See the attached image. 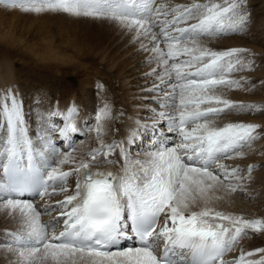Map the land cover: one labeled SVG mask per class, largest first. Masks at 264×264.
<instances>
[{
	"label": "snow or ice",
	"instance_id": "obj_1",
	"mask_svg": "<svg viewBox=\"0 0 264 264\" xmlns=\"http://www.w3.org/2000/svg\"><path fill=\"white\" fill-rule=\"evenodd\" d=\"M247 3L0 0V5L23 13L107 20L126 30L142 51L151 53L148 62L157 64L159 71L154 68L149 75L167 85V90L159 84L152 89L163 95L160 107L171 109L155 113L152 127L179 137L174 146L135 159L121 143L105 144L103 136L113 119L105 102L95 114V125L87 126L96 134L98 147L87 153L89 159L77 161L71 142L81 132L76 105L42 118L45 124L34 142L23 101L11 89L0 93V212L19 224L16 231L6 232L7 251L15 256V264H264V255L252 259L264 254V248L224 259L249 230L264 232V218L246 219L209 206L223 199L217 195L221 191L230 195L245 190L255 168L249 165L242 173L220 161L243 157V149L264 136V127L256 123H215L232 112L264 111L262 105L217 93L218 88H255L246 87L250 84L246 78H231L233 72L253 70V62L241 55L249 50H214L200 43L243 32L251 15ZM136 135L127 143L134 144ZM57 137L69 151L62 152L54 143ZM117 148L123 160L119 172L91 171L100 164L119 163L109 159ZM70 163L75 167L62 170ZM73 174L78 178L68 195L66 185ZM62 194L64 199L55 204L38 207L34 201L37 196L43 200ZM52 212L58 213L55 220L42 222L41 216ZM125 240H135L136 245L120 247Z\"/></svg>",
	"mask_w": 264,
	"mask_h": 264
},
{
	"label": "rangeland",
	"instance_id": "obj_2",
	"mask_svg": "<svg viewBox=\"0 0 264 264\" xmlns=\"http://www.w3.org/2000/svg\"><path fill=\"white\" fill-rule=\"evenodd\" d=\"M166 2L170 5L187 4L191 0H170ZM247 10L251 15L243 32L234 36L221 37H230L231 39L227 42L221 40V38L204 40L207 41L206 46L214 47V50L230 49L235 47L234 44L239 46H236V48L249 50L241 55L246 60L253 62V70L233 72L231 78H246L250 82L246 87L254 84L255 88L251 91L242 90L243 95L248 96L250 99L242 100L233 97H228V99L264 106V83H261L264 82V0H248ZM91 25L97 31L94 29L90 31L87 28ZM80 34L83 36L102 34L104 44L96 49L88 45H76L73 48L75 52L71 49H65L63 45L61 47L58 45L61 37L74 38L79 37ZM51 38V49L54 51V55L57 54L62 58L70 56L72 59L75 55V62L79 65L69 64L68 61L63 62L62 60H49L47 62L43 58L41 59V54H44V50L48 49H45L47 43L45 40ZM15 39L18 41L13 43ZM212 40L220 41L215 42ZM77 48L92 49L96 51V54L94 56L88 55L90 58L88 56L83 59L77 58L76 53H82ZM150 55V52L141 50L140 43L133 42L131 34L114 22L55 14L36 15L0 5V65L5 67V63L10 64L13 72H10L12 78H9L11 80H8L6 85L10 86L8 88L13 89L12 91L23 101L25 118L35 141L37 140V133L41 132L45 124V120L42 118L47 117L48 113L56 109L63 112L72 105L79 108L76 123L80 124H77V126L82 131L75 135L71 141L76 149L72 155L77 161L89 159L87 153L98 147L96 134L89 132L87 126L95 125V114L105 102L111 106L113 114V119L107 125V127L109 126L107 133L103 136L105 144H110L113 141L121 143L123 147L129 149L133 158L143 160L146 158L147 153L160 147L170 148L179 142V137L168 133L167 129H159V132L163 130L161 135L156 133V129L152 127L153 121L157 119L155 113L171 111V109H162L159 103L163 99L162 93L152 91L153 87L158 84L161 88L167 90V85L160 84L155 75H149L154 68L159 71L156 63L148 62ZM234 73L235 76H233ZM4 85L0 84V93L4 92ZM98 85H103V88H99ZM227 115L238 116L243 122V119L246 118L245 121H248L246 123H256L264 127V111L256 113L232 112ZM224 116L222 115L220 118ZM53 119L59 121V118ZM240 120H232L231 122H241ZM225 123L227 122H223V124ZM110 133L111 135H109ZM133 133H138L135 136V143L128 144L127 141ZM165 136L171 138L165 139ZM57 138L54 143L57 141L56 144L60 145L61 141ZM121 140L126 143L124 144ZM260 142L264 143V136L258 139L254 145ZM261 148L264 149V144L259 148L256 147L254 151L258 150L257 152H259ZM250 149L244 148L243 151H249ZM64 151H69V149L62 152ZM118 153L119 148L109 159L117 160L119 163L115 165L100 164L92 169L97 170L99 168L101 170L104 167H110L113 171L119 172L123 160ZM253 154L257 153L250 152V155ZM235 158L240 159L241 157L235 156L232 159ZM232 159H222L220 163L225 164L228 168L238 167L242 170V173H246L249 165L255 166L253 171H256L252 172L251 180L245 182V190L232 193L238 196V201L240 199L244 203L239 201L238 207L234 206L235 208L228 206L231 204V198L228 196L224 199L213 200L209 206L227 214L235 213V215L243 216L246 219L264 218V160H257L253 164L249 162L250 164L246 165L247 162L245 161L234 163L231 161ZM74 167L75 165L70 163L63 165L62 170L69 171ZM256 172L258 174H255ZM77 178L76 174L69 177L66 185L69 192L74 189ZM222 194H224L223 191L217 193V195ZM53 197H62L61 200H63L64 194ZM37 202L38 200L35 201V203ZM218 203L221 205L220 207ZM38 204L40 205L41 202ZM223 206H227L229 209ZM46 219H48L47 214L41 216L42 222ZM18 227L17 220L0 212V264H15V256L7 251L6 239L9 236L6 235V232L16 231ZM257 248H264V232L252 233L249 230V235L240 240V244L236 245L233 253L225 260L228 258H231L228 260H235L242 250L248 252ZM261 255L264 254H257L252 259L258 260Z\"/></svg>",
	"mask_w": 264,
	"mask_h": 264
},
{
	"label": "bare ground",
	"instance_id": "obj_3",
	"mask_svg": "<svg viewBox=\"0 0 264 264\" xmlns=\"http://www.w3.org/2000/svg\"><path fill=\"white\" fill-rule=\"evenodd\" d=\"M38 18H40V17H38ZM39 21V20H38ZM42 21V20H41ZM40 21V22H41ZM77 22V21H76ZM80 25V24H79ZM78 25V26H79ZM115 27V26H114ZM117 27V26H116ZM79 28V27H78ZM87 28H89V30L91 31L92 29H94L95 31H97V29L96 28H94L93 27V25H91V26H88ZM85 29H86V27H85ZM61 30V29H60ZM12 35V34H11ZM232 37V36H231ZM231 38L230 37H225V38H221V40H224L225 42H227V41H229ZM13 40V39H12ZM16 41H18L17 39H15V42H13V43H16ZM47 43H46V46H45V49L46 48H48V49H46V50H44V54H41V56L40 55H38V56H40V58L42 59H44V60H46L47 62H49V60H56V61H68V63L69 64H77L76 62H75V55L73 56L74 57V59H72V58H70V56H67V58H62V57H59V56H57V54L56 55H54V51H52V38L51 39H48V40H45ZM212 41H215V42H218V41H220V40H212ZM21 42V41H20ZM54 42V41H53ZM83 42V43H82ZM206 40H202V41H200V43H202V44H204V45H206ZM44 43V42H43ZM58 44V43H57ZM88 45V46H91V47H93L94 49H96V48H100V47H102V45L104 44V42H103V39H102V34L100 35V34H93V35H89V36H83L82 34H80V36L78 37V36H76V37H74V38H70L69 36H67V37H61V39H60V43L58 44L60 47H61V45H63L64 47H65V49H71V50H73L74 52H75V50L73 49V48H75L76 47V45ZM55 46V45H54ZM53 46V47H54ZM85 46H83V47H85ZM209 46H211V45H209ZM234 46L236 47V46H238V45H236V44H234ZM239 47V46H238ZM211 48V47H210ZM213 49H214V47H212ZM54 49V48H53ZM59 49V48H58ZM79 51H81L82 53L81 54H79L78 52L76 53V55L78 56L77 58H84V57H87L88 55H90V56H94L95 54H96V51H94V50H88V49H80V48H77ZM60 51V50H59ZM91 51V52H90ZM33 53V52H32ZM89 57V56H88ZM70 58V59H69ZM90 58V57H89ZM9 60V59H8ZM7 60V61H8ZM96 60V59H95ZM94 61V60H93ZM45 62V61H44ZM2 63V62H1ZM61 63V62H60ZM3 64V63H2ZM77 65H79V64H77ZM13 67V66H12ZM72 67H73V65H72ZM118 68V67H117ZM10 69V70H9ZM10 72H12V69L10 68V64L9 65H7L6 63H5V67H3L2 65H0V84H2V86H3V84H5L4 85V92H6L7 90H9L10 88H8V87H10V86H8V85H6L7 84V81L8 80H11V79H9L10 77H11V74L13 73H11L10 74ZM8 78V79H7ZM12 78V77H11ZM11 82V81H10ZM9 82V83H10ZM3 88V87H2ZM13 90V89H12ZM1 92V91H0ZM217 93L218 94H221V95H223V96H225L226 98H228V97H233V98H236V99H244V100H247L249 97L248 96H244L243 95V91L242 90H229V89H226V88H224V89H218L217 90ZM251 94H252V92H251ZM238 95H241V96H238ZM250 99V98H249ZM133 107V106H132ZM226 116V117H225ZM224 117H218L217 119H216V121H215V123L217 124V126H221V125H223V122H231L232 120H235V121H237V120H240V118L238 117V116H229V115H225ZM237 117V118H236ZM246 119V118H245ZM245 119H243L244 120V122L246 123V122H248V121H245ZM247 120V119H246ZM241 122H243L242 120H240ZM109 123V122H108ZM250 123V122H249ZM109 127V126H108ZM108 127H107V129H108ZM109 129H111V128H109ZM109 132V131H108ZM109 135H111V133L109 134ZM107 136V135H106ZM109 137V136H108ZM263 141V140H262ZM256 143V142H255ZM260 144H262V142H260L259 144H256V145H254L253 147H251V151L250 152H252V153H257V154H253V155H250V152L247 150V151H244V155H243V157H241V158H243L244 160H242L241 158V160L238 158H235V159H232L231 161L232 162H234V163H242L243 161H245V162H247L246 163V165H248V164H250L249 162H251L252 164L253 163H255V161H257V160H264V149H260L259 150V152H257V151H254L255 149H256V147H258L259 148V146H262V145H260ZM244 150V149H243ZM240 157V156H239ZM261 163V162H260ZM95 169V168H94ZM100 170V169H99ZM107 170H111V171H113L110 167H104V168H102L101 169V171H107ZM92 171L93 172H95V171H97V170H93L92 169ZM256 171V170H255ZM255 171H253V172H255ZM113 172H115V171H113ZM83 174V173H82ZM255 174H258L257 172L255 173ZM258 183V182H257ZM221 194V193H220ZM223 195V199L225 198V197H230L231 198V204L230 205H228V206H231V207H238V205H239V201H241L240 199H239V201H238V196H236V195H234V194H230V195H225V194H222ZM221 195V196H222ZM39 200H41V199H38V201ZM241 202H243L244 203V201L242 200ZM215 204H216V202H214ZM219 204V203H218ZM248 204V203H247ZM242 205V204H241ZM216 207H217V205H215ZM221 205L219 204V207H220ZM243 206V205H242ZM218 207V208H219ZM223 207H225V206H223ZM222 207V208H223ZM227 207V206H226ZM225 207V208H226ZM230 207V208H231ZM234 207V208H235ZM224 208V209H225ZM242 208V207H241ZM244 208V207H243ZM242 208V209H243ZM245 208H246V206H245ZM227 209H229V207H227ZM248 209V208H247ZM246 210V209H245ZM227 211V210H226ZM244 213V212H243ZM232 214V213H231ZM235 214V213H234ZM51 217H52V214H51ZM235 258V257H234Z\"/></svg>",
	"mask_w": 264,
	"mask_h": 264
}]
</instances>
